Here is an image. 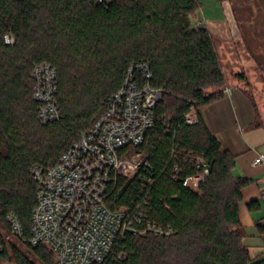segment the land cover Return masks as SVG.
<instances>
[{"label": "trees", "instance_id": "16d2710c", "mask_svg": "<svg viewBox=\"0 0 264 264\" xmlns=\"http://www.w3.org/2000/svg\"><path fill=\"white\" fill-rule=\"evenodd\" d=\"M199 7V0H0V264H52L43 245L5 237L7 215L14 212L24 237L31 236V168L57 164L141 63L152 71V85L164 89L154 125L128 147L149 165L129 178L117 175L107 201L132 208L141 202L146 213L134 222L138 232L126 231L99 264H264L244 243L240 216L252 179L236 174V155L200 113L224 95L227 79L209 27L193 20ZM42 62L58 74L60 117L47 123L38 118L31 74ZM192 107L198 120L189 123ZM198 174L197 187L186 184ZM148 222L172 232H140ZM256 227L264 234L263 223Z\"/></svg>", "mask_w": 264, "mask_h": 264}, {"label": "built area", "instance_id": "2783aa9c", "mask_svg": "<svg viewBox=\"0 0 264 264\" xmlns=\"http://www.w3.org/2000/svg\"><path fill=\"white\" fill-rule=\"evenodd\" d=\"M5 40L12 43L13 37L6 34ZM31 74L38 118L43 123L58 119L56 68L42 62L34 65ZM151 78L146 63L131 66L122 87L108 99L105 112L69 146L59 162L31 168L36 182L31 236L24 237L18 216L10 212L6 218L9 231H4L7 239L43 245L53 255L52 264H99L113 252L126 231L138 232L134 222L145 217L144 204L111 207L107 197L117 175L129 178L142 164L149 165L143 152H132L128 147L141 144L154 125L155 107L164 89L152 85ZM186 118L189 123L198 120L194 107ZM254 164L264 165V152L256 155ZM202 179L203 174L190 176L186 184L195 188ZM147 231L162 235L172 232L169 227L151 222L140 230Z\"/></svg>", "mask_w": 264, "mask_h": 264}, {"label": "rangeland", "instance_id": "374dc122", "mask_svg": "<svg viewBox=\"0 0 264 264\" xmlns=\"http://www.w3.org/2000/svg\"><path fill=\"white\" fill-rule=\"evenodd\" d=\"M199 1L193 20L209 27L227 84L238 82L245 89L264 122V0ZM244 230V243L251 254L264 258V234L255 228L244 227ZM20 247L25 248L22 244Z\"/></svg>", "mask_w": 264, "mask_h": 264}, {"label": "crops", "instance_id": "0c3cea01", "mask_svg": "<svg viewBox=\"0 0 264 264\" xmlns=\"http://www.w3.org/2000/svg\"><path fill=\"white\" fill-rule=\"evenodd\" d=\"M256 107L238 82H228L224 95L200 113L222 146L236 155V174L252 179L242 190L240 216L245 228L257 230L258 221L264 224V165L254 164V159L264 152V122ZM253 200L258 204L251 209L248 203Z\"/></svg>", "mask_w": 264, "mask_h": 264}]
</instances>
